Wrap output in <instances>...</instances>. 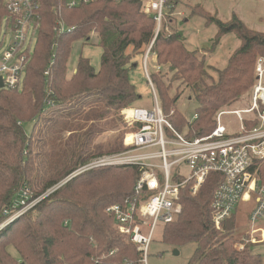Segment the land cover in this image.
<instances>
[{
  "label": "trees",
  "instance_id": "trees-1",
  "mask_svg": "<svg viewBox=\"0 0 264 264\" xmlns=\"http://www.w3.org/2000/svg\"><path fill=\"white\" fill-rule=\"evenodd\" d=\"M146 1L94 0L69 8L64 0H39L42 19L23 86L0 90V224L21 190L29 189L30 201L39 199L95 159L127 149L124 130L108 146L95 140L103 134V125L125 127L121 111L141 98L131 73L153 42L151 52L162 70L150 72V77L162 109L178 131L192 137L209 135L216 128L217 113L239 102L258 82L256 67L259 58L264 59V32L249 28L236 14L222 21L202 4L187 3L190 18L199 17L206 26L216 28L205 49L208 54L214 55L227 36L239 40L226 66L214 69L205 53L187 47L183 31L172 27L167 33L166 21L155 38L156 22L145 13ZM180 2L167 0L166 19ZM5 14L0 5V15ZM61 19L67 26L64 32L55 30ZM93 34L102 49L100 68L96 70L89 58L80 55L69 77L75 43L90 41ZM175 82L198 102L192 123L175 108L181 97L179 91L172 95ZM97 104L103 110L86 115L90 126H67L69 137L59 158L57 153L56 161L49 163L48 155L39 150L42 135L60 123L66 126L75 109L79 113ZM262 164L264 159L258 162L264 184ZM139 173L134 166H110L72 176L0 231V264H142L136 245L119 233L115 219L106 213L109 206L133 196ZM221 182L220 174L211 173L197 195L189 188L182 191L183 211L175 222L162 227L163 243L175 249L196 244L188 264H263L252 246L240 245L235 236L237 210L220 229L214 224L212 202Z\"/></svg>",
  "mask_w": 264,
  "mask_h": 264
},
{
  "label": "built area",
  "instance_id": "built-area-1",
  "mask_svg": "<svg viewBox=\"0 0 264 264\" xmlns=\"http://www.w3.org/2000/svg\"><path fill=\"white\" fill-rule=\"evenodd\" d=\"M92 1L64 0L69 8ZM166 2L147 0L145 3V13L157 25L155 38L160 34L166 19ZM0 5L6 10L5 15H0V48L5 43L7 33L12 35V42L0 57V77L4 85L0 90L21 89L34 52L31 49L30 31L33 29L37 37L39 34L41 5L39 0H0ZM57 25L56 31L64 32L67 29L62 19ZM153 44L143 63L154 94V108L150 110L133 106L124 109V121L131 129L125 138L127 149L119 154L95 159L72 175L110 166H134L139 169L133 196L123 203L109 206L106 213L115 219L119 233L136 245L142 254V264H147L157 231L175 222L181 215L182 191L189 188L190 193L196 195L211 173L222 176L212 202L213 221L218 229L242 202L247 201L246 198L255 203L250 213L253 234L257 232L254 230L257 224L264 220V184L260 181L258 166V162L264 159V59L260 58L257 62L259 82L253 91L251 108H224L217 113L216 128L209 135L192 137L187 132L178 131L171 116L162 109L148 70ZM156 70L161 71L162 67L157 66ZM49 73L47 71L45 75L49 76ZM225 116L236 118L239 123L237 130H227ZM251 123L257 125L249 128L248 124ZM72 176L50 189L43 197L61 188ZM43 197L30 201L29 189L21 190L12 208L4 212L0 231L32 209Z\"/></svg>",
  "mask_w": 264,
  "mask_h": 264
},
{
  "label": "rangeland",
  "instance_id": "rangeland-1",
  "mask_svg": "<svg viewBox=\"0 0 264 264\" xmlns=\"http://www.w3.org/2000/svg\"><path fill=\"white\" fill-rule=\"evenodd\" d=\"M187 3L190 4H202L208 11L217 14L218 18L222 21H228L231 19L233 14H236L249 28L264 32V2L260 0H181L178 3L176 10L170 15V18L165 20L166 27L165 30L167 33L173 31V28L183 31L184 37L186 38V44L190 50H198L200 55L204 53L207 55L208 64L214 69H222L226 66L229 55L231 52L239 46V40L233 36H227L222 41V44L215 52L214 55L208 54L205 49L208 48L216 34V28L214 25L206 26L204 20L199 17H189V9ZM187 5V6H186ZM172 20V21H171ZM164 21V22H165ZM171 21V22H170ZM173 27V28H172ZM30 38H32L31 49L33 50L34 45L36 44L37 35L33 31H30ZM94 38H91L90 41H80L75 43L74 49L71 55V59L68 67V76L71 77L77 67L78 59L80 55H83L86 58L91 60L93 67L98 70L101 64V55L102 49L98 46V36L93 34ZM11 33H7L5 43L2 48H0V57L7 49L11 40ZM150 57L149 61V71L151 73L156 71V64L153 62ZM260 59V58H259ZM139 67L131 73V81L136 86L137 92L140 95V99L135 103V107L153 109L154 108V94L151 87L149 86L146 80V73L144 69L143 58L138 59ZM1 65V58H0ZM166 71L167 69L164 68ZM163 70V71H164ZM216 76V73L212 71ZM1 76V73H0ZM171 76V75H169ZM257 81L258 77H257ZM264 78L262 80V83ZM258 82L255 84L258 85ZM264 84V83H263ZM180 86V87H179ZM255 86L245 93L239 102L234 104L227 109H248L253 105V91ZM179 87V89H178ZM181 93L175 108L181 113L189 123H192L196 118V113L198 109V102L194 98L193 94L181 86L179 83L175 82L172 89V95H175L176 92ZM161 103V102H160ZM76 110V109H75ZM75 112L74 117H72L64 126V124H59L56 130L51 132H46L42 135L43 141L40 142V151H43L44 155H48L49 163L56 161L59 158V154L63 148L62 144L69 137V130L67 126L75 128L78 123H81L84 127L90 126L92 123H87L86 115H92L94 112L103 110V107L92 105L86 106L84 109L78 113ZM173 110V108H172ZM78 113V114H77ZM122 122L124 123V128L119 126L117 128L113 126L103 125L104 132L98 136L95 140L97 144H102L103 146H108V143L120 137V132L125 131L123 144L125 146V138L131 133V129L128 127L124 121L122 111L120 113ZM47 117V116H45ZM44 117V118H45ZM117 118V116L115 115ZM113 116L107 117L106 121H111ZM103 124L105 122H102ZM225 124L228 131H235L238 129V122L234 116H225ZM232 124L230 127L229 125ZM28 132L31 131V127H27ZM43 142H46L45 144ZM60 152V153H59ZM107 155V154H106ZM263 165V164H262ZM264 166V165H263ZM203 187V186H202ZM199 189L198 193L202 189ZM197 193V194H198ZM196 194V195H197ZM195 196V195H194ZM253 202V201H252ZM251 203V202H249ZM251 204L241 203L237 209V228L235 232L236 238L239 240L240 245L243 243L247 244V241H251V230L248 228V217L244 211L250 208ZM250 230L247 234L249 237H244L245 233ZM249 243V242H248ZM251 243V242H250ZM239 245V244H238ZM237 245V247H238ZM197 248L196 244H189L179 249H175L171 246H167L162 241V228L157 231L156 238L152 243L147 258V264H188L189 260L192 258ZM243 248V247H241ZM257 252L264 256V245L258 246ZM179 251V254H176L175 251ZM11 252L15 255V251L11 249ZM256 254V253H255Z\"/></svg>",
  "mask_w": 264,
  "mask_h": 264
},
{
  "label": "crops",
  "instance_id": "crops-1",
  "mask_svg": "<svg viewBox=\"0 0 264 264\" xmlns=\"http://www.w3.org/2000/svg\"><path fill=\"white\" fill-rule=\"evenodd\" d=\"M186 39V38H185ZM188 47V46H187ZM152 60H153V62L156 64V56L154 55L152 58H151ZM156 67H157V64H156ZM148 70H149V63H148ZM150 72V71H149ZM263 83H264V81H263ZM242 203H248V204H251V206H250V208L248 209H246L245 211H244V215H245V213L247 214V212L249 213L248 215H247V217H248V228L251 230L252 229V227H251V223H250V213H251V211H252V209H253V207H254V202H251V203H249V202H247V201H244V202H242ZM250 230H248L246 233H245V235H244V237H249L247 234L250 232ZM254 230H257V232L255 233V234H253V229L251 230V241H247V244L248 245H251L252 246V248H253V251H254V253H256V255H259L261 258H262V261H263V264H264V256L262 255V254H259L258 252H257V247L258 246H262V245H264V220H262V221H260L258 224H257V226L254 228ZM249 242V243H248ZM251 242V243H250Z\"/></svg>",
  "mask_w": 264,
  "mask_h": 264
},
{
  "label": "water",
  "instance_id": "water-1",
  "mask_svg": "<svg viewBox=\"0 0 264 264\" xmlns=\"http://www.w3.org/2000/svg\"><path fill=\"white\" fill-rule=\"evenodd\" d=\"M4 87V85H3V80H2V78L0 77V89H2ZM175 253L176 254H179V251L177 250V251H175ZM21 264H25V263H21Z\"/></svg>",
  "mask_w": 264,
  "mask_h": 264
},
{
  "label": "bare ground",
  "instance_id": "bare-ground-1",
  "mask_svg": "<svg viewBox=\"0 0 264 264\" xmlns=\"http://www.w3.org/2000/svg\"><path fill=\"white\" fill-rule=\"evenodd\" d=\"M165 20H166V19H165ZM163 24H164V22H163ZM156 27H157V25H156ZM162 28H163V25H162ZM161 30H162V29H161ZM155 31H156V30H155ZM154 55H155V54H151L150 57H151V56L153 57ZM257 77H258V76H257ZM263 85H264V84H263ZM248 199H249V198H246L247 202H249Z\"/></svg>",
  "mask_w": 264,
  "mask_h": 264
}]
</instances>
